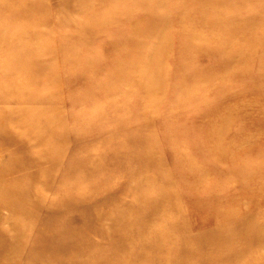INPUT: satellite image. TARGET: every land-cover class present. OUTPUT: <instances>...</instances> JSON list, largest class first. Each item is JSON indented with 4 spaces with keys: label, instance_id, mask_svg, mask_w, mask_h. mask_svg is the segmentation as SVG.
Instances as JSON below:
<instances>
[{
    "label": "rangeland",
    "instance_id": "obj_1",
    "mask_svg": "<svg viewBox=\"0 0 264 264\" xmlns=\"http://www.w3.org/2000/svg\"><path fill=\"white\" fill-rule=\"evenodd\" d=\"M197 1L0 0L9 264H264V0Z\"/></svg>",
    "mask_w": 264,
    "mask_h": 264
},
{
    "label": "bare ground",
    "instance_id": "obj_2",
    "mask_svg": "<svg viewBox=\"0 0 264 264\" xmlns=\"http://www.w3.org/2000/svg\"><path fill=\"white\" fill-rule=\"evenodd\" d=\"M224 2H225V0H199V1H197V3H195V7L194 8L196 10H198L200 13L205 8H207V9H215L216 6H218L216 8V10H218L221 7L219 5L224 4ZM205 15H206L205 13L202 14V16H201L202 17V20H201V24L200 25H205V26H207V25H209V26L213 25L212 27H214V25H216V26H219L221 24L224 25L223 24V21L226 20V19L221 18V16H218V14L217 15H212V16L210 15L209 17H211V19L208 17V15L207 16H205ZM262 19L263 20H261V22H264V17ZM226 22L228 23V29L229 30H233L234 31V30H236V29L239 28L238 25L236 23H233L231 20H228ZM252 23H253V21L250 23V26L252 25ZM199 38H201V37H199ZM227 41H229V40L227 39ZM257 43H258L259 46H264V38L258 40ZM221 45H226V44H221ZM204 46H206V45H204ZM204 46L201 47V48H198L200 52L201 51L204 52V50L206 49V47H204ZM227 46H229V45H227ZM220 48H222V46L220 47V46L216 45L214 48L212 47L211 50L212 51H216V50H220ZM233 48L234 47H232L231 45L229 46V50L227 52H229L231 54L230 56H232V57L229 58V60H225V62H228V61H231L233 59H236L235 56H239L240 58H244L245 60H248V58L246 57V53H247L248 49L251 48V46H249V48L243 47V50L242 51H238L237 52L238 54H235V55H234L233 52H235L236 50H239V49L238 48L233 49ZM125 61H127V60H125ZM18 94H20V93H18ZM4 128H5V126H4ZM19 128H20V126H19ZM15 139L16 138L13 137V135H11V134L9 135L8 132H4L3 133V140L4 141H7V142L9 141V142H14L15 143ZM30 164H26L25 163V166L26 165L28 166ZM7 167H8V163L6 165L2 166L0 168V174H3L4 171L8 170ZM6 182L7 181H4V182H1L0 183V185H1L2 188H3V186H5ZM24 195H25V193H24ZM23 197H25V196H23ZM36 200H38V199H35V201L33 202L34 205H35L34 206L35 208L37 206V201ZM120 213H122V211ZM22 215L27 218V216H25L24 214H21L20 216H22ZM101 218H102L101 215H95L94 225L91 226V228H90V232L91 233H93L94 228H95V231L97 230V225L101 221ZM18 226H19L18 223H9L8 224L7 221H3V220L0 221V248L3 246V241H5V240H11L12 241V246H15L16 245V243L18 242L19 238L18 237L17 238H15V237H9L7 233H9L10 231L16 232V233L19 232V231H22V229L21 228H18ZM237 229H238L239 233H241V237L239 239L240 241H242L243 239L249 238L254 233L251 229L247 228L246 226H237ZM221 232H224V231H221ZM217 233H218V230H217ZM99 235L102 237L103 236V232H100ZM151 243H152V241L150 239V242H148L147 245L148 244H151ZM73 245H75V243H73L72 246ZM142 245H143V240H142ZM120 246H121V244H118V248H120ZM122 246L125 248L124 244ZM238 247L239 246L236 245V248H238ZM113 248L115 249V246H113ZM73 250H74L73 255H76V258L82 257L81 254H78L79 248H77V250H75L73 248ZM129 250H131V248L126 249L125 250L126 252L124 254H122V255H127V251H129ZM240 250L241 249L234 251L235 256H237V254L240 252ZM0 251H2V250H0ZM136 251H138V252H140V251L141 252H145V250H141V249H138ZM242 252H249V251H248V249H245L244 248L242 250ZM0 253H2V252H0ZM116 254H117L116 251L113 250V251H111L109 253H106V254H99V255L97 254L96 256H91V255H87V256L85 255L84 256L83 255L84 256V260H83V262H81L79 264H108L110 262V260H112L113 258L116 257ZM13 256H14V254H11L10 252L5 253V254L2 253L0 255V264H9V261H10L9 259H11L10 257H13ZM98 257L101 258V259H103V262H101ZM165 261H166V264H172L168 260V257H166V260ZM177 264H180V263L178 262Z\"/></svg>",
    "mask_w": 264,
    "mask_h": 264
}]
</instances>
